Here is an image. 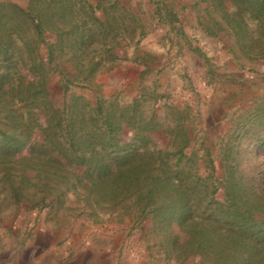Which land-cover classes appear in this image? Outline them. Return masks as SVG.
Wrapping results in <instances>:
<instances>
[{
	"label": "trees",
	"instance_id": "trees-1",
	"mask_svg": "<svg viewBox=\"0 0 264 264\" xmlns=\"http://www.w3.org/2000/svg\"><path fill=\"white\" fill-rule=\"evenodd\" d=\"M195 1L216 14L214 29L203 25L206 33L222 29L220 18L244 41L250 59L264 55V0ZM145 23L140 5L128 0H29L26 9L1 0L3 200L34 208L58 204L69 192L84 194L94 214L96 207L112 213L132 207L134 215L122 214L178 224L185 237L176 249L183 259L264 264V167L254 174L233 164L241 156L240 133L220 140L227 163L216 181L212 161L205 176L195 171L187 107L168 106L174 126L164 128L156 122L157 96L144 93L121 104L101 90L98 78L122 61L124 49H136L148 33ZM54 75L60 77L61 103L51 89ZM70 87L94 91L95 101L67 98ZM251 117L252 124L258 119L264 125V100ZM124 127L134 131L128 145L122 144ZM158 130L169 138L164 148L148 136ZM221 188L224 200L216 202Z\"/></svg>",
	"mask_w": 264,
	"mask_h": 264
},
{
	"label": "rangeland",
	"instance_id": "rangeland-1",
	"mask_svg": "<svg viewBox=\"0 0 264 264\" xmlns=\"http://www.w3.org/2000/svg\"><path fill=\"white\" fill-rule=\"evenodd\" d=\"M24 9L27 8L29 0H7ZM95 1V0H92ZM178 0H167L166 3L172 2V7L179 6ZM184 3L186 0H179ZM1 2V0H0ZM192 4L194 11L193 24L195 29L191 31L194 37L199 41L192 45L189 53L180 59L171 60L163 56V54H156L152 48L139 45L130 47L122 51V61H119L113 70L105 72L98 78V83L101 90L106 96L112 95L121 104L130 102L135 96L141 94H149L157 96V102L154 106L156 122L164 128L173 127V115L170 113L168 106H174L175 101L167 98L169 92L177 90L180 86L175 78L176 73L173 67L183 66V76L177 74L178 79L182 80L183 90H179L182 94L185 92L193 93V100L189 101L180 95L179 104H186L194 108L195 112H189V128L191 130V137L201 138L205 133H209V157L203 151V147L197 148L195 154L197 156L196 163L199 171L205 176L208 161H212L214 165V179L220 181L222 173L226 170V161L223 160L224 144H220L222 138L230 137L232 132L240 133L239 152L241 156L238 157L239 171L248 173H256L264 167V125L260 126L257 121L252 124L251 114L258 105L264 100V55L260 58L250 59L246 54V49L243 48L244 41L235 37L234 33L228 28L224 22L219 18L218 21L222 23V29L216 31V35L206 33L204 26L208 25L214 29L210 20L216 17L215 13H206L203 11L204 4ZM229 6V5H228ZM142 17L146 21V27L151 30L153 25L157 23L152 16H148L147 12L153 11V7H143L140 5ZM146 14V16H145ZM197 25V29H196ZM204 25V26H203ZM254 29V26H250ZM203 33H206L203 37ZM253 36L256 32L253 31ZM48 40H53L51 35L46 34ZM246 41V40H245ZM44 52V48L42 47ZM137 53H143V61L146 60L150 64V68L137 74L134 69L126 65L138 66L139 59L136 60ZM202 60H205L201 64ZM236 62L240 71L241 81L239 83L229 82L224 79L225 73L222 77L219 76L220 68L223 66L228 71L226 65ZM167 64L173 65L167 71L163 69ZM160 69L158 70V68ZM193 69V70H192ZM205 69V72L204 70ZM204 72V75L200 74ZM178 72V69H177ZM217 75H216V74ZM195 74V75H194ZM216 76L214 82L215 87L218 88L217 95L201 96L200 90L211 86L212 80ZM248 77V78H247ZM60 77L54 75L52 78V91L55 96V101L61 103L63 100V93L59 91ZM206 81V82H204ZM248 81H251L247 83ZM198 84H201L198 86ZM165 86V88H164ZM198 86V87H197ZM164 88V89H163ZM199 89V91H198ZM91 92V97L84 98L86 101L94 102L96 94ZM194 90H197L195 92ZM153 93V94H152ZM227 94V98H225ZM164 96V98H159ZM76 95H67V98L72 99ZM177 99V98H176ZM181 106H185V105ZM146 105V104H145ZM194 105V106H193ZM217 108V109H216ZM226 111V117L229 125L228 128L219 126L211 129L208 125V112L217 111L218 109ZM203 110L204 116L201 117L200 111ZM200 110V111H197ZM218 113V111H217ZM149 114V113H148ZM204 120V124H203ZM223 120V119H222ZM250 120V121H249ZM242 127L243 130H242ZM224 132L222 137L216 136L215 132ZM245 133V134H244ZM134 131L130 128L124 127V138L122 144L128 145L132 143ZM151 138V143L159 148H164L169 138L161 130L148 135ZM235 137V136H234ZM233 137V138H234ZM150 143V144H151ZM198 147V145H197ZM20 156L26 155V150L22 151ZM229 163V162H228ZM84 167H77V173H82ZM5 187L0 184V193L4 191ZM4 194H0V230L4 222L9 221L17 216L29 217L34 214L45 220V226L59 225L63 230H66L69 235L76 233L78 239L81 241V235L85 238H92L97 245L109 248L112 250V243L117 242L118 238L126 241V263L138 262L140 264H203L199 257L191 256L183 259L184 255H180V250L176 249L179 243L184 241V234L178 227V224H168V222H154L151 216H146L142 219H134L122 214V211L127 213H134L137 208L117 207L112 213L110 210H99L96 207L97 214H94L90 207V202L85 200L84 194H73L69 192L65 198L58 204L53 206L34 207L31 208L25 201L20 202L17 206L3 200ZM216 202H223L224 190L221 188L214 194ZM105 211V212H104ZM0 257V263H8L13 258L10 251L5 250ZM112 254H115L114 252ZM115 260V259H114Z\"/></svg>",
	"mask_w": 264,
	"mask_h": 264
},
{
	"label": "crops",
	"instance_id": "crops-1",
	"mask_svg": "<svg viewBox=\"0 0 264 264\" xmlns=\"http://www.w3.org/2000/svg\"><path fill=\"white\" fill-rule=\"evenodd\" d=\"M92 1V0H91ZM134 5H143V7H148L151 5L153 11L147 12L148 16H152L153 20L157 23L153 25L151 30H148L147 35L140 41L139 45H145L150 48L156 54H163L171 60L180 59V57L186 56L189 53L192 45H195L198 40L191 34V31L195 29L193 24L194 11L192 4L195 0H186L184 3L177 1L179 6L173 9L172 2L166 3L167 0H128ZM93 2V1H92ZM197 29V25H196ZM206 33H203L205 37ZM138 45V46H139ZM141 56L144 57L143 53ZM177 57V58H176ZM141 61V60H140ZM205 60H202L203 64ZM183 65V64H182ZM173 67L171 64H167L163 69L166 71L173 67L176 73L175 78L180 82V87L175 91H170L167 94L168 100L171 99L175 101L174 106H181L179 104V96L184 95V97L189 101L193 100L192 92H185L183 94L179 91L183 88L182 80H179L177 74L180 77L184 74L183 66ZM129 68L134 69V71L139 74L151 66L148 61L138 62V66L126 65ZM228 68L225 70L223 66L220 68L219 76L225 73L224 79H228L229 82L239 83L241 81L240 71L235 69L238 68L236 62L226 65ZM160 67L158 68V70ZM178 69V72H177ZM193 70V69H192ZM205 72V69H203ZM202 71L200 74L204 75ZM216 74V73H215ZM195 75V74H194ZM217 75V74H216ZM248 78V77H247ZM214 80L211 82V86L207 87L202 83V87L205 89L198 91L201 96H213L219 93L217 87H215ZM206 82V81H204ZM251 81H248L249 83ZM201 84H198L200 86ZM197 86V87H198ZM165 88V86H164ZM163 88V89H164ZM59 91L62 92L61 86H59ZM179 89V90H178ZM183 90V89H182ZM197 92V90H194ZM63 93V92H62ZM67 95H76L82 98L91 97V92L88 89L70 87ZM227 94L225 98H227ZM159 98H164L160 96ZM177 98V99H176ZM194 106V105H193ZM189 112H195L194 108L188 105ZM217 109V108H216ZM203 110L200 111L201 117L204 116ZM218 111V113H217ZM217 111H209L208 113V125L211 129H215L219 126L228 128L229 123L224 120L226 117V111L224 109H218ZM192 114V113H191ZM223 119V120H222ZM204 124V120H203ZM216 136L222 137L224 132H215ZM209 133L201 138H195L191 142V146L188 149L189 152L195 151L197 148L203 147V151H209ZM198 145V147H197ZM45 220L32 214L29 217L17 216L4 222L2 229L0 230V257L2 252L5 250L10 251L12 254V259L8 263L0 264H140L138 262L126 263V241L121 238L117 239V242L112 243V250L104 246L97 245L93 242L92 238H85L81 235V241H76L78 235L72 233L69 235L66 230H63L59 225L45 226ZM115 254H112V253ZM115 259V260H114Z\"/></svg>",
	"mask_w": 264,
	"mask_h": 264
}]
</instances>
